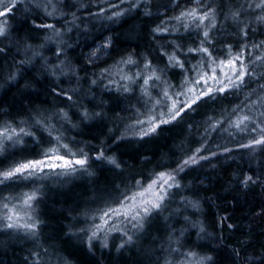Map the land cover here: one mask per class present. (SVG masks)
Listing matches in <instances>:
<instances>
[{"label":"snow or ice","instance_id":"snow-or-ice-1","mask_svg":"<svg viewBox=\"0 0 264 264\" xmlns=\"http://www.w3.org/2000/svg\"><path fill=\"white\" fill-rule=\"evenodd\" d=\"M123 3L124 0H120V4ZM68 7H74L68 0H9L0 10V43L9 40L15 31L8 19L14 10L23 11L22 24L29 25L31 33L43 34L12 40L16 55L22 58L14 60L9 67L7 82L16 87L23 80V90L27 91L41 78L51 81L47 93L60 102L53 108L30 102L15 115L0 104V156L14 155L16 150L28 151V142L38 149L31 158L25 157L0 169V185L9 187L10 182L19 181L27 182L24 187L29 188L28 191L0 194V207L4 210L0 215V234L15 233L30 239L34 244V249L29 251L31 264H50L53 254L39 242L43 222L36 209L43 192L38 181L77 173L94 175L90 171L93 163L106 164L123 174L126 162L112 154L111 147L104 141L92 145L90 141L66 135L67 131L86 126L90 121L102 123L108 118L103 102L93 104L92 108L83 103L89 95L95 98L94 90H103V94L116 101L122 97L136 100V105L129 102L127 108H121L129 113L128 123L124 133L111 137L112 143L125 141L129 134L143 139L163 125L178 122L189 112L211 104L218 106L220 112L208 117L209 128L232 136L243 135L246 142H237L236 148L247 150L248 164L246 167L238 165L230 172L226 189L232 193L233 211L240 216L214 217L210 225L183 214L190 208L195 215L202 210L203 201L210 198L201 197L198 192L192 197L181 195L189 188L182 181L191 166L202 160L211 163L212 158L220 154L234 159L232 148L200 155L207 150L202 143L192 155L178 160L175 167L157 165L148 174H133L129 182L121 180L119 185L101 189L92 201L98 206L82 213L84 226L76 229L86 237L89 250L94 241L108 247L113 234H118L121 240L118 249L124 248L168 212L163 219L167 222L176 217V224L181 226L165 225L166 236L157 238L160 255L156 264H264V242L257 247L249 239L243 247L239 243L229 246L224 244L220 233L208 231L209 226L215 229L217 225L226 224L229 231L247 236L251 225H245V221L264 220V195L250 199V192L256 185L264 193V160L257 162L255 167L252 165L258 155H264V40L249 45L250 33L255 34L252 24L264 28V0H243L237 6L230 0L228 3L225 0H190L178 15L169 18L177 26L168 27L166 21H161L151 29L153 41L157 43L155 56L151 53L124 54L98 71L95 66L101 56L111 55L113 38L106 37L102 44L74 62L68 55L74 47L65 37L77 27L78 17L71 13L72 19L68 21L69 13L65 11ZM109 7L120 8V5L110 4ZM140 8L145 17L153 15L150 0H129L128 9L113 11L108 19ZM224 26L233 29L237 36L234 42L222 38ZM185 34H195V41L185 43ZM169 35L174 39L158 44L157 37ZM35 39H39V43L31 42ZM249 47L259 54L254 55ZM11 51L12 46L4 45L0 47V56H7ZM46 52H51L53 58L46 56ZM33 70L35 74L29 77L27 73ZM170 72L181 77L178 83L170 79ZM64 83L69 87H64ZM229 97H235L240 103L232 104L230 109L224 108L221 101ZM92 99L88 100L89 104ZM73 108L78 110L73 111ZM112 119L119 122L125 118L117 114ZM176 197L181 206L169 211ZM191 230H195L197 240L208 237L216 241V246L211 248L216 256L201 251L204 245L185 243ZM25 264H29L27 257Z\"/></svg>","mask_w":264,"mask_h":264},{"label":"trees","instance_id":"trees-1","mask_svg":"<svg viewBox=\"0 0 264 264\" xmlns=\"http://www.w3.org/2000/svg\"><path fill=\"white\" fill-rule=\"evenodd\" d=\"M225 2L228 3L229 0H225ZM230 2L237 6L243 0H230ZM150 3L153 13L151 17H145L143 8H140L128 10L122 16L108 19L113 11H119L120 8L128 9L129 0H124L122 5L120 0H68V4L74 6L65 9L69 13L68 21L72 19L71 13H75V16L78 17L75 22L77 27H74L72 32L65 37L74 47V50H69V57L74 62L80 60L97 45L102 44L106 37L113 38V50L111 55L101 56V59L97 61L95 66L97 71L100 67L113 63L124 54L151 53L152 56H155L157 43L153 41L151 29L161 21H166V26L173 27L172 25L176 23L169 18L178 15L180 10L190 3V0H150ZM110 4L120 5V8H111ZM101 8L105 11L100 12ZM8 19L15 31L9 40H3L0 43V47L12 46V51L7 56H0V104L8 108L11 115L20 112L22 107H28L30 102L36 106L53 108L60 102L47 93L51 81L41 78L39 83L34 82L33 88L27 91L23 90V80L16 87L7 82L6 76L9 67L14 60L22 58V56L16 55V47L12 45V40L27 35L37 37L43 35L42 33H31L29 25L22 24L23 11L14 10ZM57 27L60 25L58 24ZM252 28L255 30V34L250 33L252 40L249 41V45L264 40V34H261L264 32V28H259L255 23L252 24ZM169 38L171 37H157L158 44H165ZM222 38L234 42L237 36L233 31H225L223 27ZM195 39L196 36L193 34L186 36L184 42L192 44ZM31 42L39 43V39ZM45 55L53 58L51 52H46ZM35 72L36 70H33L27 75L31 77ZM81 75L84 74L81 73ZM63 86L69 87L68 83H64ZM94 92L95 98L92 99V96L89 95L88 99L83 100V103L92 108L93 104L103 102V111L108 118L102 123L90 121L86 126L67 131L66 135L81 141H90L92 145H98L100 141H104L111 147L112 154L126 162L123 174L119 170H111L110 166L106 164L93 163L90 171L94 175H86L70 182L59 181L57 184L51 185L48 184V181H53L55 177L38 181L42 185L43 192L36 209L43 222L39 242L48 249L49 254H53L50 264H156L157 257L160 255V244L157 238L166 236V224H175L177 228L181 226L176 224V217L166 222L163 216H168L169 213H163L162 217L153 223L151 229L134 237V243L126 245L124 248L118 249L121 240L118 234H113L109 238L108 247H102L101 242L94 241L92 249L89 250L86 237L76 231L84 226L82 213L98 206L92 201L101 189L119 185L121 180L129 182L130 176L133 174L140 172L148 174L156 169L157 165L175 167L178 160L192 155L202 143L204 145L207 143V138L212 131L209 128L208 117L213 116L215 110H220V108L216 105H205L195 112H189L178 122L163 125L150 136L140 139L129 134L125 141L114 144L111 137L124 133L125 125L128 123L129 113L121 111V108H127L129 102L136 105V100L129 101L122 97L116 101L112 96L103 94V90H94ZM89 99H92V104L88 103ZM252 99L255 100V96ZM234 101L235 97H229L221 101V104L224 108L230 109L232 104L240 103H234ZM77 110V108H73V111ZM96 110L100 111L101 109L97 108ZM117 114L125 119L119 122L112 119ZM57 126L59 127V125ZM93 136L98 139L93 140ZM244 142L246 140L241 143ZM236 144L237 141H232L221 145L219 140L216 148L210 147L200 153V155H208L209 152L220 153L222 148L228 147L234 150L231 154L234 159H228V154H220L218 158H212L211 163L202 160L198 165L191 166L182 181L189 185V188L183 190L181 195L192 197L198 192L201 197L207 196L210 199L203 201L200 212L193 215V210L189 208L183 212L184 215L191 216L193 220L199 218L209 225L214 217L218 218L225 214H232L237 218L240 216L239 212L233 211L232 193L226 190L230 172L238 165L246 167L248 164L247 150L236 148ZM27 149L28 151L24 152L16 150L14 155L10 154L7 157L0 156V169L25 157L31 158L38 151L31 142H28ZM261 160H264V155H258L256 160L252 161L253 167ZM26 183L16 181L10 182L9 187L0 185V194L7 195L13 190L28 191L29 188L24 187ZM260 195H264V193H261L259 185H256L250 192V199ZM180 206L179 197H176L171 203L169 211ZM3 211V208L0 207V215H3ZM179 219L182 220V217ZM245 225H251V231L247 236L229 231L226 224L217 225L215 229L209 226L208 231L220 233L224 244L229 246L239 243L243 247L244 242L251 239L254 246L258 247L261 242H264V220L249 219L245 221ZM191 231L192 234L185 238V243L196 242L204 245L205 247L201 251L216 256V253L211 251V248L216 246V241L208 237L197 240L195 230ZM33 249L34 244L30 239L15 233L0 234V264H25L26 257L31 264L29 251Z\"/></svg>","mask_w":264,"mask_h":264},{"label":"rangeland","instance_id":"rangeland-1","mask_svg":"<svg viewBox=\"0 0 264 264\" xmlns=\"http://www.w3.org/2000/svg\"><path fill=\"white\" fill-rule=\"evenodd\" d=\"M8 3H9V0H0V10H2L3 6L8 4ZM245 19H247V17H245ZM169 26L171 27V25H168V27ZM172 26L174 27V26H177V25L173 24ZM224 29H225V31H229V32L233 31V29L230 26H224ZM169 36L171 38H169L168 40L174 39V36H171V35H169ZM168 40H166V43H167ZM161 45H163V44L161 43ZM249 50L252 51L254 55L257 54V52L255 50L251 49V47L249 48ZM160 66L163 67L162 64ZM125 71H127V69H125ZM169 77L174 83H178L179 80L181 79V77H179L178 75H176L173 72L169 73ZM242 97H241V99H243ZM236 102H240V100H237L235 98L234 103H236ZM219 112H220V110H215V114H219ZM131 136L134 137V138H138L137 136H134V135H131ZM219 140L221 141V145H225L228 142H232V141H237V142L241 143L245 139H244L243 135H234V136H232V135H229L228 132H224L222 130H217L215 132L211 131L210 135L207 138V143L204 145V147L206 149L210 148V147L216 148V145L218 144ZM86 175H89V174H87V173H77V174H72V175H69V176L61 175L59 177H55V179L53 181H48L49 182L48 184L49 185L57 184L59 181L70 182V181H73V180L81 179L82 177H84Z\"/></svg>","mask_w":264,"mask_h":264}]
</instances>
